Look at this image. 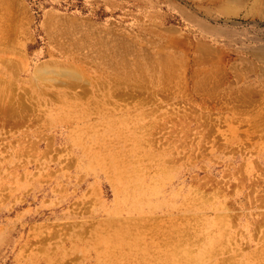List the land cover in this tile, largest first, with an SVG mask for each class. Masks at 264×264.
Segmentation results:
<instances>
[{
	"label": "rangeland",
	"instance_id": "obj_1",
	"mask_svg": "<svg viewBox=\"0 0 264 264\" xmlns=\"http://www.w3.org/2000/svg\"><path fill=\"white\" fill-rule=\"evenodd\" d=\"M263 57L264 0H0V264L264 263Z\"/></svg>",
	"mask_w": 264,
	"mask_h": 264
},
{
	"label": "bare ground",
	"instance_id": "obj_2",
	"mask_svg": "<svg viewBox=\"0 0 264 264\" xmlns=\"http://www.w3.org/2000/svg\"><path fill=\"white\" fill-rule=\"evenodd\" d=\"M8 32H9V31H8ZM15 58H16V57H15ZM123 58H124V57H123ZM125 59H126V58H125ZM263 59H264V57H263ZM15 60H16V59H15ZM20 60H21V59H20ZM20 60H19V61H20ZM1 63H2V62H1ZM17 63H19V62H17ZM46 68H47L46 65L37 67V68L35 69V76L38 78V77H40L41 75L45 74V72L47 71ZM134 69H135V68H134ZM57 72H58V74H62V75H64V76L68 77V78H72V80H74V81H76L74 78H77V80H79V77H78L79 73H78L76 70H74V69L69 70L68 68L62 67V68L59 69ZM53 73H54V72H53ZM55 74H56V73H55ZM106 74H107V73H106ZM112 74H113V73H112ZM110 75H111V74H110ZM140 75H141V74H140ZM14 79H15V78H14ZM52 80H53V79H52ZM113 80H114V79H113ZM6 81H7V80H6ZM115 81H116V80H115ZM115 81H114V82H115ZM77 82H78V81H77ZM119 82H120V81H119ZM121 82H122V81H121ZM55 83H56V82H55ZM67 83H68V82H67ZM83 83H84V82H83ZM123 83H124V82H123ZM59 84H60V83H59ZM70 84H72V83H70ZM73 84H74V83H73ZM84 84H85V83H84ZM119 84H120V83H119ZM56 85H57V83H56ZM69 86H71V85H69ZM2 87H3V86H2ZM100 87H101V86H100ZM33 88H34V87H33ZM6 89H7V87H6ZM7 92H8V91H7ZM11 93H12V92H11ZM1 94H2V88H1V90H0V97H2ZM6 94H7V93H6ZM20 94H21V93H20ZM20 96H21V95H20ZM5 98H6V97H5V95H4V99H5ZM18 98H20V101H19V102H21V101H22V100H21L22 98L19 97V96H18ZM4 99H3V100H4ZM9 99H10V98H9ZM29 99H30V98H29ZM1 100H2V99L0 98V103H1ZM15 101H16V100H15ZM25 102H26V101L24 100V101H22L21 103L24 104ZM7 103H10V102H7ZM17 104H19V103H17ZM25 104H26V103H25ZM25 104H24V107H25ZM32 104H33V103H32ZM2 105H3V104H2ZM18 106H19V105H18ZM26 106H27V104H26ZM1 107H2V106H1ZM24 107H23V108H24ZM34 107H35V106H34ZM18 108H19V107H18ZM25 108H28V109H29L28 106L25 107ZM2 109H3V108H0V111H1ZM28 109H27V111H29ZM14 110H15V109H14ZM23 110H24V109H23ZM30 110H31V109H30ZM32 110H33V109H32ZM14 112H15V111H14ZM20 112H21V109H20ZM30 112H31V111H30ZM15 113H16V112H15ZM23 113H24V112H23ZM34 113H35V112H34ZM34 115H35V114H34ZM23 116H24V115H23ZM27 116H29V114H27ZM38 116H39V115H38ZM21 117H22V116H21ZM32 117H33V116H32ZM27 118H28V117H27ZM27 118H25V119H27ZM32 119H33V118H32ZM18 120H19V118H18ZM40 120H41V119H40ZM48 120H49V119H48ZM15 121H16V120H15ZM37 121H38V120H37ZM9 122H10V121H9ZM9 122H8V123H9ZM21 122H22V121H21ZM21 122H19V121H17V123L13 122V123H15L14 127L16 126V124L19 123V124L17 125L18 128H19V125L21 124ZM24 122H26V121L24 120ZM32 122H34V120H33ZM50 123H51V122H50ZM22 124H23V122H22ZM22 124H21L20 127H22L23 125H25V123H24L23 125H22ZM34 124H35V123H34ZM48 124H49V123H48ZM8 125H9V124H7V126H8ZM29 126H30V125H29ZM35 126H36V124H35ZM1 128H2V127H1ZM7 128H8V127H7ZM10 128H13V127L10 126ZM16 128H17V127H16ZM33 128H35V127H33ZM37 128H38V127H37ZM53 128H54V127H53ZM56 129H57V128H56ZM56 129H55V130H56ZM11 130H12V129H11ZM18 130H19V129H18ZM34 130H36V129H34ZM2 131H3V130H2ZM38 131H39V130H38ZM18 132H19V131H18ZM3 133H4V132H3ZM24 133H25V132H24ZM21 134H22V133H21ZM22 135H23V134H22ZM9 136H10V135H9ZM18 138H19V137H18ZM24 138H25V137H24ZM6 139H7V138H6ZM2 141H3V140H2ZM16 141H17V140H16ZM26 141H27V140H26ZM1 143H2V142H1ZM35 143H36V142H35ZM223 143H224V142H223ZM223 143H222V145H223ZM19 145H20V144H19ZM6 146H7V145H6ZM19 148H20V146H19ZM20 149H21V148H20ZM20 149H19V150H20ZM17 150H18V149H17ZM260 153H261V152H260ZM11 154H12V151H11ZM13 154H15V153L13 152ZM8 164H9V163H8ZM22 165H23V164H22ZM13 166H15V165H13ZM212 166H213V165H212ZM10 167H11V166H10ZM19 167H20V166H19ZM17 168H18V167H17ZM20 168H22V167H20ZM12 169H13V168H12ZM22 170H23V169H22ZM17 171H18V170H17ZM12 173H13V172H12ZM14 173H15V172H14ZM16 176H17V175H16ZM1 180H2V179H1ZM5 181H6V180H5ZM152 181H153V180H152ZM154 181H155V180H154ZM3 182H4V181H3ZM237 184H238V183H237ZM239 185H240V184H239ZM239 185H238V186H239ZM6 195H7V194H6ZM177 195H178V194H177ZM209 195H210V194H209ZM220 195H221V194H220ZM209 198H210V197H209ZM214 201H215V200H214ZM134 202H135V201H134ZM259 202H260V201H259ZM105 203H106V202H105ZM255 203H256V202H255ZM262 204H263V201H262ZM262 204H260V206H264V205H262ZM136 206H137L136 204H135V205H132V208H133V209H136V208H137ZM224 207H225V206H224ZM257 207H258V206H257ZM160 208H161V205H160V204H156V205L153 207V210L158 211ZM189 211H190V210H189ZM189 211H188V212H189ZM113 212L116 213V212H118V211H117V210H114ZM184 212H185V211H184ZM263 212H264V211H262V213H263ZM221 213H222V212H221ZM221 213H219L218 215L215 213V214L217 215V217H216L215 220L217 221V224L220 223V224H218L219 226L221 225V223L223 224V223L225 222V219L227 220V215H228V214H226L227 212H226V213L224 212L223 214H221ZM257 213H258V212H257ZM263 214H264V213H263ZM104 215H105V214H104ZM216 215H215V216H216ZM222 215H223V216H222ZM229 215H230V214H229ZM134 216H136V215H133V214H130V215H129V217H131V218H133ZM182 216H183V214L180 215V216L178 217V219H179L180 217L182 218ZM184 216H186V217H187V216L190 217L189 215H184ZM184 216H183V217H184ZM262 216H263V215H262ZM150 217H154V216H150ZM207 217H208V216H207ZM207 217H206V218H207ZM253 217H254V216H253ZM127 218H128V217H127ZM139 218H140V217H139ZM157 218H158V216H157ZM157 218L154 217V219L152 218V220H155V219H157ZM261 218H262V217H261ZM261 218H260V219H261ZM119 219H120V218H119ZM119 219H118V224H119ZM135 219H136V218H135ZM135 219H134V220H130V221L128 220V226H129V224L131 223V221H133V222L135 223ZM137 219H138V218H137ZM140 219H141V218H140ZM140 219H139V220H140ZM145 219H147V218H145ZM160 219H161V218H160ZM178 219H176V220H178ZM182 219H183V218H182ZM184 219H185V218H184ZM184 219H183V220H184ZM255 219H256V218H255ZM150 220H151V219H149V221H150ZM185 220H186V219H185ZM257 220H258V219H257ZM257 220H255V221H257ZM113 221H114V220H113ZM122 221H123V220H121V224H122ZM179 221H182V220L179 219ZM204 221H205V220H204ZM107 222H108L107 224H109L110 221H107ZM141 222H142V221H141ZM152 222H153V221H152ZM155 222H156V221H155ZM229 222H230V221H229ZM259 222H260V220H259ZM262 222H263V221H262ZM136 223H137V222H136ZM145 223H146V222H145ZM169 223H171V221H170ZM252 223H253V222H252ZM257 223H258V221H257ZM263 223H264V222H263ZM110 224H111V222H110ZM139 224H140V223H139ZM146 224H147V223H146ZM146 224H143V226H145V230H146V228H147V227H146V226H147ZM159 224H160V223H159ZM163 224H164V223H163ZM172 224H174V223H172ZM258 224H259V223H258ZM133 225H134V226L131 225V226H132V227H131L132 229H133V227H135L134 229H136V228L139 227L138 224H136V225L133 224ZM137 225H138V227H136ZM161 225H162V224H161ZM170 225H171V224H170ZM174 225H175V224H174ZM174 225H173V226L171 225V228L173 227V229H175V230H174V231L172 230V231H173V232H176V227L174 228ZM192 225H193V224H191V226H192ZM260 225H261V224H260ZM75 226H76V225H75ZM102 226H104V224H103ZM109 226H110V225H109ZM124 226H125V225H124ZM143 226H142V227L140 226V227H141V228H144ZM263 226H264V224H263ZM107 227H108V226H107ZM107 227H106V228H107ZM119 227H120V226H119ZM140 227H139V230H141ZM152 227H153V226H152ZM155 227H156V226H155ZM160 227H161V226H160ZM66 228H67V227H66ZM82 228H83V227H82ZM84 228H85V227H84ZM84 228H83V229H84ZM106 228H105V229H106ZM122 228H123V227H122ZM149 228H150V227H149ZM166 228H167V227H166ZM181 228H182V227H181ZM184 228H186V224H185V227H184ZM188 228H190V227H188ZM218 228H219V227H218ZM64 229H65V227H64ZM83 229H82V230H83ZM105 229H104V230H105ZM107 229H108V228H107ZM134 229H133V230H134ZM147 229H148V228H147ZM69 230H71V229H69ZM122 230H123V229H122ZM127 230H128V228H127ZM130 230H131V229H130ZM164 230H165V229H164ZM166 230H167V232H168V229H166ZM178 230H179V228H178ZM220 230H221V229H220ZM251 230H252V229H251ZM78 231H79V230H78ZM80 231H81V230H80ZM123 231H124V230H123ZM143 231H144V229H143ZM185 231H186V230H185ZM185 231H184V232H185ZM227 231H230V230H227ZM100 232L102 233V232H104V231H100ZM105 232H106V230H105ZM141 232H142V230H141ZM141 232H140V233H141ZM170 232H171V231H170ZM224 232H225L224 234H226V231H225V230H224ZM232 232H233V231H232ZM263 232H264V231H263ZM60 233H61V232H60ZM95 233H96V232H95ZM131 233L134 234V232H131ZM131 233H128V235L131 234ZM156 233H157V232H156ZM77 234H81V233H77ZM160 234H161V233H160ZM168 234H169V233H168ZM55 235H56V234H55ZM55 235H54V236H55ZM131 235H132V234H131ZM171 235L173 236V234H171ZM256 235H257V234H256ZM81 236H82V235H81ZM81 236H80V237H81ZM172 236H171V237H172ZM180 236H182V235H180ZM158 237H159V236H158ZM173 237H174V236H173ZM182 237H183V236H182ZM189 237H191V236H189ZM232 237H233V236H232ZM75 238H76V237H75ZM88 238H89V237H88ZM159 239H160V238H159ZM161 239H162V238H161ZM163 239H164V238H163ZM186 239H187V238H186ZM236 239H237V238H236ZM44 240H45V239H44ZM81 240H82V239H81ZM180 240H181V238H180ZM71 241H72V240H71ZM160 241H161V240H160ZM162 242H164V241H162ZM185 242H186V241H185ZM223 242H224V241H223ZM231 242H232V241H231ZM160 243H161V242H160ZM221 243H222V242H221ZM161 245H162V244H161ZM218 245H220V244H218ZM234 245H235V243H234ZM244 245H245V244H244ZM247 245L249 246V244H247ZM242 246H243V245H242ZM263 246H264V245L262 244V248H263ZM43 247H44V246H43ZM250 247H251V246H250ZM252 247H253V246H252ZM257 248H258V247H257ZM259 248H260V247H259ZM262 248H260L261 251H262ZM39 249H40V248H39ZM41 249H43V248H41ZM168 249H171V248H168ZM228 249H229V247H228ZM247 249H248V248H247ZM260 249H257V250H258V253H259V250H260ZM43 250H44V249H43ZM43 250H42V251H43ZM213 251H214V250H213ZM244 251H245V250H244ZM263 251H264V250H263ZM263 251H262V252H263ZM253 252H254V251H253ZM242 253H243V252H242ZM260 253H261V252H260ZM263 253H264V252H263ZM263 253H262V254H263ZM238 254H240V253H238ZM244 254H245V253H244ZM262 254H260V256H261ZM152 256H154L155 258H157V256H158V253H157L156 251H154L153 248H152ZM242 256H243V255H242ZM252 256H253V255H252ZM252 256H251V258H253ZM257 256H259V255L257 254ZM228 257H229V255L226 256V257H224L223 259H224V260H226V259L229 260ZM211 258H212V257H211ZM225 258H226V259H225ZM232 258L234 259V257H231V256H230V262H231V263L234 261ZM231 259H232L233 261H232ZM212 260H213V259H212ZM228 260H226V261L229 262ZM239 260H240V259H239ZM226 261H224V262H226ZM243 261H244V260H243ZM262 261H263V260H262ZM222 262H223V261H222ZM237 262H238V261H237ZM260 263H261V262H260ZM262 263H263V262H262ZM262 263H261V264H262ZM221 264H222V263H221ZM224 264H226V263H224ZM227 264H228V263H227ZM237 264H238V263H237ZM263 264H264V263H263Z\"/></svg>",
	"mask_w": 264,
	"mask_h": 264
}]
</instances>
